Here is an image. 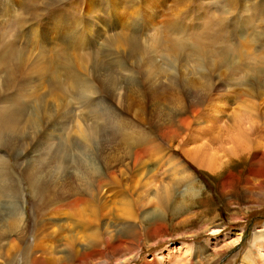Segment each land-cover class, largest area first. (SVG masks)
I'll use <instances>...</instances> for the list:
<instances>
[{"label":"rangeland","instance_id":"1","mask_svg":"<svg viewBox=\"0 0 264 264\" xmlns=\"http://www.w3.org/2000/svg\"><path fill=\"white\" fill-rule=\"evenodd\" d=\"M260 1L12 0L14 12L6 18L8 22L0 24V107L4 105L3 99L17 100L23 108L25 105L34 113L39 127L36 136L29 139L24 130L26 118L11 119L10 122L20 126V132H17L21 134V146L0 143V159L5 162L7 171L0 176V233L12 220L8 218L12 212L6 194L1 191L4 183L20 193L26 227L22 248L13 257L15 262L8 263L5 252L0 250V264H84L82 257L88 253L93 255L91 263L87 264H264V159L260 160L264 156V6H260ZM232 6L240 11H234ZM33 9L34 20L30 17ZM163 22H174L176 27L186 28L180 32L188 40L182 55H173L164 43L149 47L157 37L155 28ZM216 22L224 24V28L221 26L216 31L217 35L214 34ZM193 25L206 27L208 32L201 34ZM208 33L216 39L208 40ZM176 38L167 39L168 47L171 48L172 40ZM193 41L209 44L218 51L220 60L213 56L211 62L222 61V65L212 69L213 72L201 62L187 58L185 52H191ZM4 44L12 45L16 51L19 49L18 55L23 62L5 63L1 58L6 48ZM165 51L170 52H167L170 57ZM166 57L169 59L165 60ZM66 62L75 76L88 78L92 83L104 74L113 78L119 87V97L111 100L99 89L103 99L99 97L96 103L91 99L85 103L80 98H71L72 85L71 92L65 95L63 91L69 81L62 78L64 74L59 81H48L42 68L51 63L61 64L64 73L63 63ZM32 67L34 74L30 73ZM155 69L159 76L147 75ZM256 70H260V74ZM254 78L257 85H252ZM169 80H172L171 85ZM151 81L152 86L148 85ZM129 82L137 91L133 88L136 94L130 96V113H126L120 98L125 93L131 94ZM150 88L155 95V101L151 103L145 100L151 97ZM235 88L240 90L235 91ZM204 90L205 99L200 97L199 105L193 103L200 113L192 117L191 109L185 111L181 107L194 101L189 92L196 96ZM174 98L177 100L172 101ZM67 102H70L69 107L64 108ZM243 102H247L246 105L253 102L256 106L257 118L252 122L244 120L250 123L251 129L247 133L254 146L249 152H238L233 157L220 151L216 156L220 168L214 173L199 169L191 157L187 159V152L195 146L209 144L213 137L220 140L221 126H232L235 109L246 106ZM188 117V127L180 126V119ZM112 122L123 127L122 137L117 132L120 128L114 129ZM212 123L216 125V131L205 133L204 127L212 128ZM170 126L176 133L162 137L160 128ZM139 130L152 135L159 150L152 148L133 163L139 148L125 135ZM200 131L205 135L204 139L200 137ZM17 132L14 134L18 135ZM7 133L8 130L1 135L3 141L12 142ZM88 135V140L84 139ZM14 147L18 150H13ZM79 160L86 164L89 160L92 168L105 177L101 189L97 190L102 191L97 195L100 198L92 203L98 204L95 206L98 218L94 219L93 211L83 203L74 209L66 205V200L38 201L34 195L33 201L26 190L25 169L29 164L41 162L42 168H49L54 173V178L45 175L40 178V192L47 188L52 193L51 182L57 183V187L61 183L62 194L67 196L71 182L79 186V178H74L81 177ZM168 160L172 161L169 165ZM109 172H113L111 178L107 177ZM151 182L157 187L165 184L170 194L159 192L158 196L152 197L151 187L144 189ZM187 184L192 185L194 195L181 197ZM174 200L175 204L178 201L181 205L172 209ZM124 211L131 216H125ZM130 224L137 225V229ZM107 225L112 229L109 235L104 232ZM1 236L0 248L9 241L8 235L2 239ZM96 236L105 241L101 250L92 248ZM34 242L36 249L34 262H31L23 251H29L32 256L29 247Z\"/></svg>","mask_w":264,"mask_h":264},{"label":"bare ground","instance_id":"2","mask_svg":"<svg viewBox=\"0 0 264 264\" xmlns=\"http://www.w3.org/2000/svg\"><path fill=\"white\" fill-rule=\"evenodd\" d=\"M4 0H0V24L1 22L3 21L4 23L8 22V20H6V18H10L11 17V14L14 12V8L11 6L12 5V0H5L6 2H2ZM262 1V0H261ZM260 1V6H264V2L262 3ZM237 5H242V4H237ZM237 7V6H236ZM232 8L234 9V11H237L239 12L240 9L239 8H234V6H232ZM258 9H261V7L257 6ZM256 9V8H255ZM264 11V10H263ZM234 14V13H233ZM262 14V13H261ZM30 17L32 20H34V9L33 11L30 13ZM261 17V16H260ZM13 20V17L11 18ZM260 19V18H259ZM261 20V19H260ZM25 20H23L24 22ZM212 22V21H211ZM224 22V21H222ZM264 22V21H263ZM216 22V28L214 27L215 25L212 24L211 26L215 28V33L216 34V31L221 29V26L222 28H224V24H221V23H218ZM230 25V24H229ZM198 26H201V25H198ZM198 26L196 25H193V27L197 30L200 31V33H207V28L204 27V28H199ZM209 26V25H208ZM210 26V27H211ZM157 29L156 30V33H157V37H156V40L154 41V43H152L149 47L152 48V45L155 43H160L161 46H162V43H164L166 46H167V49L173 53V55H182L184 52H182V49L188 45V40L185 39V37H183L182 35H180L181 33L180 32H184L186 30L185 27H182L181 25H177V27L175 26L174 22H170V23H165L163 22V24L159 27V28H155ZM211 29V28H210ZM224 30V29H223ZM222 30V31H223ZM240 30V29H239ZM245 30V29H244ZM193 31V30H191ZM195 31V30H194ZM218 32V31H217ZM211 34V33H210ZM210 34L208 33V40L210 39H213L214 37H210ZM155 35V34H154ZM190 35V34H188ZM213 35V34H212ZM217 35V34H216ZM219 35V34H218ZM202 36V35H201ZM172 37H177L176 39L172 40L174 42L171 43V48L168 47L167 45V42H168V38H172ZM218 37V36H217ZM195 38V37H194ZM202 39V38H201ZM200 39V40H201ZM206 38H204V41H205ZM216 39V38H214ZM213 39V40H214ZM154 40V39H153ZM186 41L183 43V41ZM191 41V40H190ZM189 41V42H190ZM203 41V40H202ZM211 41V40H210ZM218 42V40H217ZM253 42V41H252ZM7 44V43H6ZM4 44L6 47L3 54H2V57L4 60H5V63H9V62H13L15 60H18V61H21L23 62V60H21L22 58H20L21 56L18 55L19 54V49H17V51L12 47V45L8 44L6 45ZM12 44V42H11ZM213 44V43H212ZM215 44V42H214ZM213 44V46H215ZM223 44V42H222ZM33 45V44H32ZM153 45V46H154ZM159 45V44H158ZM186 45V46H185ZM217 46V45H216ZM243 46V45H242ZM33 47V46H32ZM157 47V45H156ZM160 47V45H159ZM158 47V48H159ZM162 48V47H160ZM165 48V47H164ZM192 50L191 52L189 53H186L185 52V55L187 58L189 59H192L193 61H195L196 63H199L201 62L202 65H204V67L206 68H209L210 70L212 69H218L221 65H222V61H217L220 62L219 65L215 62H211V59L212 57L214 56L216 59L220 60L219 56H217V53L218 51H216L214 48H211L209 44H206V43H197L195 41H193V43L191 44V47H190ZM216 48V47H215ZM239 49V48H238ZM154 49H152L153 51ZM166 50V49H165ZM156 52H158L157 50H154ZM169 51H165L166 52V55L169 56V54L167 52ZM240 51V50H239ZM154 52V53H156ZM169 52V53H170ZM235 52H238L237 51H234ZM160 53V51H159ZM158 53V55H159ZM151 54V53H150ZM162 54V53H160ZM192 55H195V56H191ZM220 54V53H219ZM223 54V53H222ZM224 54H227V53H224ZM239 54V53H238ZM234 55V54H233ZM232 55V56H233ZM62 56V55H61ZM222 56V55H220ZM244 56V55H243ZM54 57V56H53ZM133 57H135L133 55ZM147 55L145 56V59H146ZM151 57V56H150ZM148 57V58H150ZM161 57V56H160ZM159 57V58H160ZM219 57V58H218ZM223 57V56H222ZM229 57V56H228ZM245 57V56H244ZM63 58V57H62ZM143 58V57H142ZM230 58V57H229ZM61 59V57H60ZM167 59V57L165 58V60ZM169 59V58H168ZM167 59V60H168ZM58 60V59H57ZM187 60V59H186ZM2 62V60H0ZM54 61V60H53ZM60 61V60H59ZM150 61V60H149ZM188 61V60H187ZM34 62V61H33ZM56 62V60L54 61ZM53 62V63H54ZM192 62V61H191ZM241 62V61H239ZM244 62V61H243ZM4 63V61H3ZM14 63V62H13ZM25 63V61H24ZM17 64V63H16ZM107 64V63H106ZM111 64V63H110ZM169 64V63H168ZM217 64V66H216ZM0 65H2V63H0ZM12 65V64H11ZM60 65L61 64H57V65H47V67L45 68H42V74H44L47 78H48V81L49 80H53V81H59L60 80V77L62 74H64V77L62 78H65V81H69L68 82V86H66L64 88V94L67 95L68 93L71 92V90L69 89L70 88V85H72L73 87L71 88L72 89V94H71V98H80L82 100V102H85V103H88L90 102V99L93 100L94 103L97 102V100H99V97H101L103 99V95L101 94V91L99 89H102L104 90L105 94L108 96L109 99L113 100L114 98H117L119 97L118 95V88L116 87V82L113 81V78H109L107 75H101L100 77H97L95 78L96 81H94L93 83L90 81H88L87 79L85 78H82L80 77V75L77 77L74 75V73L72 72V69H70V64L68 62H66V64L63 63V68L64 69V73H63V70L60 69ZM13 66V65H12ZM14 66H17L14 64ZM22 66V65H21ZM68 66V67H67ZM118 66V65H116ZM144 66V65H143ZM1 67V66H0ZM6 67H10V66H7ZM108 67V66H107ZM119 67V66H118ZM202 67V66H200ZM30 68V66L28 67ZM33 68V67H32ZM123 68V67H121ZM156 68V67H155ZM158 68V67H157ZM197 68V67H196ZM11 69V68H10ZM16 69H20V68H16ZM103 69V68H102ZM201 69V68H200ZM256 69V68H255ZM6 70V69H5ZM3 70V71H5ZM32 70V69H30ZM13 71V70H12ZM104 71V70H103ZM106 71V70H105ZM213 71V70H212ZM264 71V70H262ZM8 72V71H6ZM17 73V71H14ZM146 72V71H145ZM214 72V71H213ZM255 72V71H254ZM257 74H260V70H256ZM255 72V73H256ZM2 73V72H1ZM11 73V72H10ZM15 73V74H16ZM28 73V72H27ZM30 73H33L34 74V68H33V71H31ZM105 73V72H104ZM32 74V75H33ZM10 75V74H9ZM13 75V74H12ZM11 75V76H12ZM22 75V74H21ZM31 75V74H30ZM89 75V74H88ZM147 75H150V76H153V77H156V76H159L160 73L158 71H156V69L154 70V73H148ZM255 75V74H254ZM263 75V74H262ZM1 76V75H0ZM10 76V77H11ZM16 76V75H15ZM44 76V77H45ZM175 76V75H173ZM203 76V75H202ZM111 77V76H110ZM149 77V76H148ZM13 78V77H12ZM42 78V76H41ZM61 78V79H62ZM93 78V79H94ZM201 78V77H200ZM206 78V77H205ZM259 81L262 82V80L260 79L259 76L256 77ZM3 79V78H2ZM6 79V78H5ZM21 79V77H20ZM19 79V80H20ZM202 79V78H201ZM4 80V79H3ZM130 80V79H129ZM145 80V79H144ZM149 80V78L147 79ZM203 80V79H202ZM1 81V80H0ZM4 81H7V80H4ZM2 81V82H4ZM9 81V80H8ZM153 81V80H152ZM152 81L150 84V86H152ZM173 81H175L173 79ZM192 81V80H191ZM11 82V81H10ZM128 82V81H127ZM131 82V80H130ZM129 82V83H130ZM133 82V81H132ZM131 82V83H132ZM170 82V85L172 84V80H169ZM257 82L258 81H255V78H254V81L252 83V85H257ZM130 83V84H131ZM196 83V82H195ZM208 83V82H207ZM263 83V82H262ZM10 84V83H9ZM14 84V83H13ZM18 84V83H17ZM127 84V83H126ZM129 84V87L132 86V89H131V94L129 95H126V93L124 94L123 97H121V102L124 103V108L126 109V113H130V101H129V98L130 96H132V94H136V89H135V85ZM135 84V83H134ZM211 84V83H210ZM12 85V84H11ZM118 85V84H117ZM195 86V84H193ZM192 85V86H193ZM203 87L205 86V84H202ZM4 86V85H3ZM17 86V85H16ZM190 86V85H188ZM199 86V85H198ZM149 87V86H148ZM197 87V86H196ZM238 87V86H237ZM256 87V86H255ZM11 88V87H10ZM136 91H134V89ZM195 88V87H194ZM208 87L205 86V89H207ZM213 88V87H212ZM260 87L257 86L256 89H259ZM58 89V88H56ZM129 89V88H128ZM196 89V88H195ZM235 91L236 90H240L238 88H235L234 89ZM208 91V90H207ZM230 91V90H229ZM233 91V90H232ZM128 92V91H127ZM135 92V93H133ZM150 96L152 97H147L145 100L146 102H152V101H155V95L153 94L152 92V89L150 88ZM204 92H206V90L204 91H201V93L199 95L196 94L195 95H191V92L190 93V96H191V99L194 98V101H189L188 104H186L185 106L181 107L183 108L185 111L187 108L191 109V116L192 117H195L198 115V113H200L199 109H196L194 107V105H199L201 100H200V97L202 99H205V94ZM256 92H260L258 90H256ZM197 93V92H196ZM208 93V92H207ZM230 94H231V91H230ZM234 94V93H233ZM239 95V93H237ZM236 95V94H235ZM229 96V95H226V97ZM97 99H95V98ZM233 97V96H231ZM242 97V96H241ZM254 97V95L252 96ZM100 98V99H101ZM195 98L197 100H195ZM246 98V97H245ZM255 98V97H254ZM264 98V97H262ZM159 99V98H158ZM220 99V98H219ZM250 99V98H249ZM172 101H176L177 99L174 98V99H171ZM17 100H13V99H3L2 102L4 103V105L2 107H0V143H5L6 145H14V144H17L18 147L21 146V137L19 135H21L20 133V126H18L16 123H13V122H10L9 120L13 119V120H21V117L23 116V118H26L27 120V125L25 126V133L27 131V133L25 134L27 137L32 138L35 135V131H37L38 129V124H37V121L35 120L34 118V113L31 112V111H28L26 106L24 105V108L16 102ZM99 102V101H98ZM107 102V101H106ZM134 102V101H133ZM138 102V101H136ZM195 102V103H194ZM197 102V103H196ZM69 103L70 102H67L66 105H64V108H66V106L69 107ZM140 104H143V102H138ZM194 103V105H193ZM247 102H243L242 105H246ZM218 104V103H217ZM224 104V103H223ZM71 106V105H70ZM182 106V105H181ZM209 106V105H208ZM222 106V105H221ZM220 106V107H221ZM219 107V108H220ZM224 107V106H223ZM63 108V106H62ZM132 108V107H131ZM218 108V109H219ZM255 104H253V102L251 104H247L245 107H240L239 109L236 108V112L234 113V116H233V119H234V123L232 124V126L230 128H226V127H222L221 126V121H220V132H221V137H220V140L218 138H211L210 141H208L209 144L207 145H204V146H195L192 150H190L188 153V155L186 156L187 159H190L189 157H191L192 161L194 162L195 165L198 166L199 169L201 170H206V171H209V172H215V171H218L220 166L219 164L217 163V160H218V157L217 154L220 153V151H223L224 153H226L227 155L229 154L230 156H234L235 153L238 154L239 153H244V152H249L252 147L254 146L253 145V139H251V135L250 133H247L249 131V129H251V126H250V123L249 122H252L254 119L257 118V116L255 115L256 114V111H255ZM31 109V107H30ZM66 110V109H65ZM206 110V109H205ZM238 110V111H237ZM225 111V110H224ZM259 111V110H258ZM89 114V112H87ZM215 113H219L218 111H215ZM264 113V112H263ZM82 114V115H81ZM80 115L84 118V113L82 112ZM183 114V113H182ZM186 114V113H185ZM214 114V113H213ZM220 114V113H219ZM222 114V113H221ZM260 115V114H259ZM187 116V115H186ZM224 117V115H223ZM220 118V117H219ZM115 119V118H113ZM189 117L188 118H182L180 119V123L179 125L180 126H185L186 128L188 127L189 125ZM214 119V118H212ZM222 118H220L219 120H221ZM38 120V119H37ZM86 120V119H85ZM112 120V119H111ZM244 120H248L249 122H245ZM3 121V123H2ZM145 121V120H144ZM215 122V121H214ZM5 123V125H4ZM113 123V122H112ZM145 123V122H144ZM211 123V122H209ZM148 124V123H147ZM218 124V123H217ZM2 126H5V128H1ZM139 126V124H138ZM212 128H208V127H204V129L206 130L205 133H207L208 131L209 132H214L216 131L215 128H216V125H213L212 123ZM24 127V126H23ZM112 127L114 129H117L118 127L120 129L117 130L118 133H120V136L122 137L123 134H122V130H123V127L119 126V125H116L115 123L112 124ZM141 127V126H139ZM22 128V126H21ZM8 130V138H10L12 140L11 141H7V143L5 141H3L4 137H2L1 135L3 134V132L7 131ZM160 135L162 137H164L165 135L166 136H172L176 133V131L173 129V127H165L164 129L160 128ZM18 131V132H17ZM17 132L18 135H15L14 133ZM187 132V131H186ZM16 133V134H17ZM159 133V132H158ZM179 134V133H178ZM4 135V134H3ZM24 135V134H23ZM199 135L201 138H205V135L202 134V132L200 131L199 132ZM7 136V135H5ZM49 136V135H47ZM91 137V136H90ZM95 137V136H94ZM125 137L129 140V141H132L133 144L135 143L139 149H137V151H135V157H134V162L137 163V161L142 157V153H145L147 152L148 150L152 151V148L154 149V151L158 149V147L156 146L157 144L155 143L152 135L150 136L148 133H146L145 131L143 130H139L137 132H133L131 134H127L125 135ZM89 138V135L87 137H85L84 139L88 140ZM112 139V138H111ZM119 139V138H118ZM43 140V139H42ZM108 140V139H107ZM115 140V139H114ZM3 141V142H2ZM36 141V140H35ZM110 141V140H109ZM117 141V140H116ZM119 141V140H118ZM91 142H94L92 139H91ZM108 142V141H107ZM257 143V142H256ZM105 145V144H104ZM9 146V147H10ZM30 146V145H29ZM100 146V145H99ZM264 146V145H263ZM8 147V146H7ZM24 148V147H22ZM42 148V147H41ZM60 148V147H59ZM261 148V147H260ZM13 150L16 149V151L18 150L17 148H12ZM45 149V147H44ZM136 149V148H135ZM59 150V149H58ZM57 150V151H58ZM85 151V150H84ZM57 153V152H56ZM152 153V152H151ZM157 153V152H156ZM264 153V152H263ZM154 154V153H152ZM158 154V153H157ZM261 155V154H260ZM264 155V154H263ZM236 156V155H235ZM54 159V158H53ZM264 159V156H262L260 158V160H263ZM26 160V159H25ZM177 160V159H175ZM45 161V160H44ZM81 165L78 166L79 168V173H80V176L81 177H74L75 179L79 178L77 181H78V184L79 186L75 183V182H71L69 184V191L67 192V196L63 195L62 194V191H61V188L59 187V184L58 187H57V183L54 184V182L52 184V187H53V192L51 193L47 188H43L42 192L39 191L38 187H40L42 185V182L40 180V178L45 175L47 177H53L54 178V173L52 170H50L49 168H42L41 167V162H34L33 165L32 164H29L28 165V169L26 168L25 169V172H26V190L27 192L31 195L33 201H34V195L36 197L35 200H47L49 198L51 199H56V200H66L67 204L66 205H69V207L71 208H74V209H77L79 206L78 204L79 203H83L82 205H87V207L93 211L92 212V216L94 217V219L98 218L96 217L97 216V211L98 209L95 207V206H98L97 205H93L92 203L96 202L99 200L100 197H98L97 195H99V191H97L99 188L101 189L102 185L104 184V178L102 175H100L98 173V171L94 168H92L93 165H91L90 161L88 160V164H86L84 161H81ZM33 162V161H32ZM166 162V161H165ZM169 162V163H168ZM50 163V162H49ZM135 163V164H136ZM172 161H167V165L171 164ZM48 164V163H47ZM164 164V163H163ZM5 165V162L2 161V159H0V176H4L5 173L7 172L6 171V165ZM58 165V164H57ZM181 165V164H179ZM25 166V165H24ZM51 166V164H50ZM54 166V165H53ZM135 166V165H134ZM164 166V165H162ZM59 167V166H58ZM62 168V167H61ZM55 169H57L55 167ZM59 169V168H58ZM167 169V168H165ZM89 170H92L91 172H88ZM183 170V168H182ZM186 170V169H185ZM69 171V170H68ZM170 171V170H169ZM60 172V171H59ZM74 172V171H73ZM77 172V171H76ZM166 172V171H165ZM168 172V171H167ZM184 172V171H183ZM75 173V172H74ZM170 173V172H169ZM172 173V171H171ZM7 174V173H6ZM62 174V173H61ZM177 174V173H176ZM188 174V173H187ZM76 175V174H75ZM105 175V174H104ZM25 176V175H24ZM113 176V172H109L107 173V177L108 178H111ZM61 177V176H60ZM59 177V178H60ZM64 178V177H63ZM149 178V177H148ZM152 178V177H151ZM150 178V179H151ZM66 179V178H65ZM149 179V180H150ZM45 180V179H44ZM68 180V179H67ZM153 180V179H152ZM176 180V179H175ZM63 182V181H62ZM176 182V181H175ZM110 183V182H109ZM94 184V186H93ZM191 184V183H190ZM190 184H187L185 185V188L182 189V192H181V197L183 196H187L189 194H192V196L194 195V189L191 188L192 185H194L195 183H192V185ZM68 185V184H67ZM181 185V184H179ZM25 186V185H24ZM165 184L163 185L161 183L160 186H156V184H154V182H151L149 184H146L144 186V189H146L147 187H151V190H150V194L152 197L154 196H158L159 195V192L161 193H167L168 195L170 194V191H167V187H164ZM162 187V189H161ZM25 188V187H24ZM23 188V189H24ZM60 188V189H59ZM263 188V187H262ZM170 189V188H169ZM1 191L2 193L6 194V198H7V204H8V207L10 208L9 211H11V216H9L8 218L12 219L11 221H9V223L6 224V228H5V231L3 233H0L2 236H1V239L3 237H5L6 235H8V242L6 243L5 246H1L0 250L1 251H4L5 252V260L8 262V263H13V257L16 253H18V251H20V249L22 248V242L23 240L25 239V214L23 215V213L21 212V207H20V200H19V196H20V193L18 191H12L11 188L8 186V184H3L2 185V188H1ZM59 191H61L59 193ZM102 192V191H101ZM51 194V195H50ZM69 195V196H68ZM162 195V194H161ZM166 195V194H165ZM150 198V197H148ZM179 198V197H178ZM174 199V198H173ZM172 202V201H171ZM49 202H47L48 204ZM41 204V203H40ZM45 204V203H44ZM64 205V206H66ZM175 205L176 206H180V202L177 201V203L175 204V200H174V203H173V206H172V209L175 208ZM78 206V207H77ZM94 206V207H93ZM170 206V205H169ZM57 207V206H56ZM60 207V206H59ZM58 208V207H57ZM171 208V207H170ZM53 209V208H52ZM61 209V208H60ZM111 208H109L110 210ZM161 209V208H159ZM73 212V211H72ZM77 213V211H76ZM80 213V212H79ZM90 213V212H89ZM34 214V213H32ZM131 213H128V212H125L124 211V215L128 216L130 215ZM36 215V214H34ZM32 215V216H34ZM77 215V214H76ZM79 215V214H78ZM81 215V214H80ZM74 216H75V212H74ZM73 216V218H75ZM82 216V215H81ZM131 216V215H130ZM136 216V215H135ZM35 217V216H34ZM37 217V216H36ZM79 219V218H78ZM82 219V218H81ZM84 219V218H83ZM42 220V219H41ZM40 220V221H41ZM138 220V219H137ZM135 222V221H134ZM47 223V222H46ZM92 223V222H91ZM126 224V223H125ZM128 224V222H127ZM132 228H135L137 229V225L136 226H133L134 224H130ZM129 225V227H130ZM127 226V225H125ZM114 227V226H112ZM90 228V227H89ZM104 228V227H103ZM143 228V227H142ZM99 230V228H97ZM159 229V228H158ZM46 230V229H45ZM89 230V229H88ZM112 230L110 228L109 225L106 226L105 228V234L109 235L111 233ZM94 231V230H93ZM140 231V230H139ZM34 232V231H33ZM44 232V231H43ZM87 232V231H86ZM97 233V232H96ZM34 234V233H33ZM92 234V232L90 233ZM98 234V233H97ZM86 235V234H85ZM84 235V236H85ZM95 235V234H94ZM12 237V238H11ZM51 237V236H50ZM98 236H96V239H97ZM86 238V237H85ZM88 238V236H87ZM86 238V239H87ZM16 239V240H15ZM35 239V238H34ZM84 239V237H83ZM90 239V238H88ZM85 240V239H84ZM92 240V238H91ZM94 242L91 244L92 245V248H99L101 250V248L105 247V241L102 240V239H97V240H93ZM84 242V241H83ZM108 242V241H107ZM75 243V242H73ZM27 244V243H25ZM109 244V243H108ZM28 245V244H27ZM75 245V244H73ZM72 245V246H73ZM90 245V244H89ZM30 249H32L31 253H32V256H29V251H26L24 250V254H26V256H28L29 260L31 262H34V249H36L35 247V242H34V245L31 247H29ZM78 252V251H76ZM3 253V252H2ZM91 253V252H90ZM112 253V252H110ZM109 253V254H110ZM96 254V253H95ZM92 255L93 254H85L82 258V260L84 261V264H87V263H91L92 261ZM37 256V255H36ZM39 256V255H38ZM41 256V255H40ZM50 256V255H49ZM44 258V257H42ZM41 259V258H40ZM13 260V261H12ZM35 260H37V258H35ZM80 261V260H79ZM88 261V262H87ZM15 262V261H14ZM30 262V263H31ZM96 262V261H95ZM38 264V263H36ZM41 264V263H40ZM145 264H148V263H145Z\"/></svg>","mask_w":264,"mask_h":264}]
</instances>
